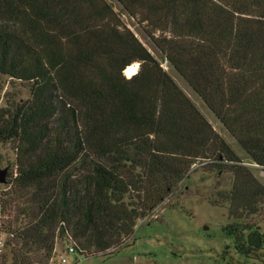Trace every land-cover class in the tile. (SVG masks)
I'll list each match as a JSON object with an SVG mask.
<instances>
[{"label":"trees","instance_id":"1","mask_svg":"<svg viewBox=\"0 0 264 264\" xmlns=\"http://www.w3.org/2000/svg\"><path fill=\"white\" fill-rule=\"evenodd\" d=\"M116 1L264 171V0ZM0 75L30 89L0 115L21 202L0 264H47L58 237L110 257L195 160L231 173L223 233L264 261V185L107 0H0Z\"/></svg>","mask_w":264,"mask_h":264},{"label":"rangeland","instance_id":"2","mask_svg":"<svg viewBox=\"0 0 264 264\" xmlns=\"http://www.w3.org/2000/svg\"><path fill=\"white\" fill-rule=\"evenodd\" d=\"M107 1L160 61L162 67L170 73L242 163L264 185V171L261 166L251 160L202 99L165 58L159 55L142 27L122 10L116 0ZM134 63L137 70L138 62ZM29 99V84L0 75V115L5 112L13 113L17 106L25 104ZM17 144L18 141L14 138L3 140L0 137V172L4 177V181L0 182L1 222L13 220L15 213L12 210L21 205V202L14 200V195H9L15 175ZM211 167L205 164L202 166L199 160H195L176 188L137 221L136 239H127L118 252L110 257H77L70 253L66 256V264H264L259 255H256V258H248L238 253L232 240L223 233V226L233 221L228 216L226 201V195L232 187V175L228 171L218 173ZM8 204L11 207L14 205L13 209L9 210ZM249 221L258 224L264 233V200L259 204L258 211L250 216ZM10 236L4 231L0 232V260L8 258L10 247L5 242ZM67 245H69L67 239L57 238L51 257L53 264H60V256L65 253ZM9 262L10 259L7 263Z\"/></svg>","mask_w":264,"mask_h":264},{"label":"built area","instance_id":"3","mask_svg":"<svg viewBox=\"0 0 264 264\" xmlns=\"http://www.w3.org/2000/svg\"><path fill=\"white\" fill-rule=\"evenodd\" d=\"M70 253L74 254V250H73L72 246L67 245L65 253L60 256V259H59L60 264H66L67 263V257L66 256L69 255ZM48 264H53L52 259L50 260V262Z\"/></svg>","mask_w":264,"mask_h":264},{"label":"bare ground","instance_id":"4","mask_svg":"<svg viewBox=\"0 0 264 264\" xmlns=\"http://www.w3.org/2000/svg\"><path fill=\"white\" fill-rule=\"evenodd\" d=\"M135 70H136V63H133L126 67L125 73L131 75L135 72Z\"/></svg>","mask_w":264,"mask_h":264},{"label":"water","instance_id":"5","mask_svg":"<svg viewBox=\"0 0 264 264\" xmlns=\"http://www.w3.org/2000/svg\"><path fill=\"white\" fill-rule=\"evenodd\" d=\"M138 67H139V64L137 63V70H136V72L138 71ZM136 72H135V73H136ZM124 73H125V72H124ZM135 73H134V74H135ZM132 75H133V74H132ZM127 77H130V76H127ZM2 174H3V173L0 172V182H1V181H4V177H3Z\"/></svg>","mask_w":264,"mask_h":264}]
</instances>
